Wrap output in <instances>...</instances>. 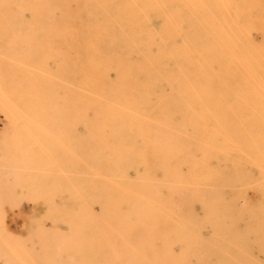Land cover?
<instances>
[{
  "label": "bare ground",
  "instance_id": "6f19581e",
  "mask_svg": "<svg viewBox=\"0 0 264 264\" xmlns=\"http://www.w3.org/2000/svg\"><path fill=\"white\" fill-rule=\"evenodd\" d=\"M153 17L168 22L159 42L153 40ZM0 49L39 50L41 62L48 63L47 55L54 54L67 64L63 120L69 132V162L60 171L70 170V177L66 210H53L61 231L97 226L103 228V237L117 236L118 227L145 215L148 205L137 196L152 193L161 207L168 191L182 193L185 182L178 173L175 181L163 172L156 187L138 186L129 171L136 160L119 158L124 151L141 148L144 162L159 161L150 147L169 152L174 145L172 137L162 134L154 104H145L146 92L160 102L184 101L175 112L188 115L176 130L180 148L198 129L207 133L199 145L212 151L222 146L228 154L240 146V131L264 128V0H0ZM134 56L142 62L132 66ZM7 59L20 60L10 54ZM193 59L200 62L196 75L189 72ZM131 68L136 75L127 74ZM3 77L6 84L30 88L28 94L5 96L4 117L17 119L15 129L32 125L37 134L51 129L54 113L38 95L34 77ZM126 81L134 101L122 106L118 101ZM184 83L192 89L186 96L181 92ZM48 84L49 94L58 88L54 80ZM162 85L168 88L162 90ZM247 111L254 117L251 126L242 119ZM93 134L102 137L87 153L85 137ZM33 141L40 143L39 135ZM193 169L196 172L195 165ZM63 242L69 238L64 236ZM106 256L118 260V248L113 246Z\"/></svg>",
  "mask_w": 264,
  "mask_h": 264
},
{
  "label": "rangeland",
  "instance_id": "374dc122",
  "mask_svg": "<svg viewBox=\"0 0 264 264\" xmlns=\"http://www.w3.org/2000/svg\"><path fill=\"white\" fill-rule=\"evenodd\" d=\"M150 23L153 40L159 42L168 30V22L153 17ZM145 45L144 52H148L150 47ZM9 54L19 62L6 61ZM41 55L39 50L9 53L0 49V264H264V128L240 131V146L231 147L228 154L222 146L212 151L199 145L207 133L198 129L188 134V143L180 148L176 130L186 124L188 115L175 112L184 101L160 102L151 92H146L145 104H154L162 134L172 137L174 145L169 152L150 147L159 154V161L144 162L141 148L124 151L119 158L136 160L129 171L138 186L156 187L163 172L175 181L178 173L185 182L182 193L168 191L161 207L156 206L152 193L137 196L136 200L146 203L148 209L143 217H132L127 226L118 227L117 236L103 237V228L97 226L58 230L53 210H66L64 192L70 177V170L60 171L69 162L65 155L69 132L63 120L64 70L68 67L54 54H48L49 62L43 63ZM138 62L142 61L134 56L131 65ZM199 71L200 62L191 60L190 74ZM136 73L135 68L127 71L129 76ZM7 75L18 81L34 77L38 95L54 113L51 129L39 134L32 125L15 129L17 119L4 117L5 96L30 92L22 84L4 83L1 77ZM51 80L58 88L49 94ZM188 84H182V95L192 93ZM225 89L220 87V91ZM120 93L123 99L118 104L125 106L134 101L128 81ZM185 100L192 102L187 97ZM32 116L39 118L38 114ZM253 118L250 111L242 115L250 126ZM260 119L264 125V113ZM37 135L40 143L33 141ZM100 137L86 135L87 153L93 151ZM64 236L69 242H63ZM74 238L77 242L71 241ZM113 246L118 248V260L106 258Z\"/></svg>",
  "mask_w": 264,
  "mask_h": 264
}]
</instances>
